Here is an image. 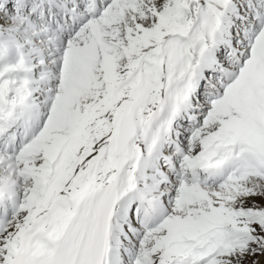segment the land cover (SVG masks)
<instances>
[{
    "label": "bare ground",
    "instance_id": "6f19581e",
    "mask_svg": "<svg viewBox=\"0 0 264 264\" xmlns=\"http://www.w3.org/2000/svg\"><path fill=\"white\" fill-rule=\"evenodd\" d=\"M112 1L109 5L114 3ZM120 1L113 10L123 11L127 5L135 8L132 4L133 1L140 2L138 8H135L137 11L145 5L153 7L151 5L152 0ZM234 1L233 5H230L229 9L227 8L228 14L223 15L219 11L220 13L216 17V21L218 18L219 22L213 32L216 43L211 42L207 36L208 44L203 46L199 53L200 57L202 51H204L203 57H205L207 51L213 52V47L224 40L220 37L221 32L226 31L223 30L224 26L228 27L229 22L230 27L235 25L233 19L238 15L236 14L235 17L231 18L237 11ZM106 10L110 11V8L106 7ZM3 17H5L4 22L6 25L2 26L0 24V39L6 47L10 45L6 50L11 56L20 57L19 59L15 58V61L20 66L18 68L19 75L21 73L23 81H27V83L25 82L24 87L21 83L22 79L19 80L16 76L8 75L10 69L5 74L0 73V124L2 117L13 113L20 102L27 106L28 111L33 114L35 127L39 128L40 133L31 145L22 149L19 144L7 146L9 138L5 137L2 138L4 139L3 147L0 144V207H3L0 208V232L3 231L0 235V264H9L14 256L17 257L25 251L36 256L50 253L51 249L54 248V243L62 237L72 221L79 205L82 202L94 200L104 191L113 193L117 197V204L112 208L107 219L108 233L106 243L102 247L101 257L103 260L101 264H154V260H157L158 264H186L189 258L195 261L198 255L202 254L201 250L193 246L191 240L189 241L185 237L187 233L182 235L180 220L187 223V232L196 235L197 239H199L198 234L201 233L199 225L207 224V220L202 214L184 216L186 214L183 213L184 215L178 216L171 211L172 209L169 210L168 195L166 193L170 194V191L165 189L159 191L157 182L173 191L174 189L170 185L175 181L171 177L166 180L162 179L166 181L164 182L154 174L156 158L160 157L159 152L163 150L165 133L169 129V125L173 123V119L170 117L176 111L180 102V98L175 99L172 97V92L175 93L176 97L180 95L179 90L181 88L178 87V83L184 75L181 74V78L180 75L177 77L172 70L164 71L163 74L157 77L153 73V79H150L148 86L140 90L141 93L137 97L139 99L136 110L138 129L136 137L131 142L132 157L127 160L113 158L111 150L117 119L123 109L122 105L128 101L129 95L127 90L121 87L122 85L119 83L114 84L115 81L111 83V79L117 75L116 72L119 69H121V72L125 69L126 72L137 66L140 58L148 51L149 32L145 31L141 37H135L132 31L130 32L129 27L122 32L117 28H113L112 25L107 27L108 30H101V25L95 20L93 22H95L98 37L95 36L94 40L87 39L86 44H81L86 52L81 57L78 55L81 47L75 44L76 38L69 41V46L68 43L66 45L70 48V51L65 54L63 65H61L62 56H55V48L47 46L43 50H38V47H31L33 52L42 57L41 59L45 57L51 63L61 65L59 72L55 70L52 76L55 77L58 74L57 77L61 79L64 86L67 83H72L78 73L87 74L91 79L96 77L101 82L102 86L100 88H93L90 86L91 83L90 87L84 88L87 94L96 97L86 101V106L83 108L80 106V99H77L75 94L66 89L57 90L54 89V86L48 89L51 93L53 91L55 97V102L52 104L51 97H42L39 91L42 86L37 87L42 79L28 77V72L31 69L24 66L25 56L27 57V55H23L20 51L24 50L22 45H32L34 41H36L35 44L39 42L42 47L45 46L39 37V31L28 23L25 27H21L18 22H14L15 20H7L5 15ZM104 34L106 37H101ZM18 37L20 40L16 41ZM127 63L129 66L126 68L124 65ZM181 68L182 72L188 75V71H184L183 67ZM105 75H108V78H105ZM37 76H39V73ZM247 79L246 82L250 84L248 87L250 90L256 83L261 84L260 82L264 80V72L256 74L253 71ZM173 83L177 84L174 85ZM224 85L227 87V84ZM225 92V96L229 98V91ZM50 105L51 108L49 107L45 112L49 114L48 118L41 122L40 118L44 113L43 110ZM243 114L246 113L243 112ZM255 129L261 141L260 146L254 147L243 139L237 140V138V141L233 143V147L245 154L242 173L244 178L251 176L249 172L253 173V176L256 175V177L262 175L260 173L264 175V124L257 122ZM202 133L203 138H200ZM211 133L207 129H204L203 132H196L192 137L193 141L191 139V142L188 143L190 153L182 162L183 167L188 169L201 168L200 165L207 164L210 160L217 164L225 158L229 148L228 143L223 142H227V140L215 139V133L213 135ZM213 142L214 144L210 145ZM135 144L140 145L142 148L140 152L135 149ZM164 148H167V146H164ZM2 149L5 150L6 155L2 153ZM7 150L9 151L7 152ZM36 159L42 160L38 161ZM15 166L19 169H16ZM159 170L164 172L163 169ZM17 172H22L24 175H19ZM236 180L229 179V182L223 183L225 185L224 189H200V187H207L187 182L178 184L174 188L183 197H187L189 191L195 193L207 202L205 206L209 207L212 202L208 201L210 195L214 193L213 191H217L222 196H229L230 192L241 194L242 190L245 192L244 189H248L247 185L250 182L243 183V185L230 183ZM254 181V185L258 186L257 192H260L261 195L262 185L258 183L259 181ZM260 181L264 185V180ZM152 185H155V187L151 189ZM140 192L143 194H140ZM214 195L216 194L214 193ZM24 196L29 201V207L26 204L28 208L22 204ZM143 196L154 201L153 209H150ZM131 203L135 208L133 214H139L144 224L147 223L146 227L142 226L141 234L147 239L149 236H154V241H159H153V245H151L153 250L142 253L143 250L140 249L141 251L138 253L127 242L131 230H128L125 225L134 221V226L141 224L140 219L136 218L135 220V217L130 218L127 215L130 214L128 213V207ZM192 205L196 209V204ZM228 206L229 215L231 212L237 215L243 212H259L264 210V196L261 195L257 199L245 198L236 204L228 202ZM155 215L165 217L163 226L156 223ZM216 223L221 225L219 221H216ZM241 225L246 229L249 228L245 223L242 224L241 222ZM208 227L212 229L213 226H210L209 223ZM172 239L177 241L171 242L170 246L168 243ZM155 243L159 244L154 246ZM161 243H164L165 246H162ZM179 244L184 247L177 248ZM148 260L153 261L148 263ZM254 264H264V253Z\"/></svg>",
    "mask_w": 264,
    "mask_h": 264
},
{
    "label": "rangeland",
    "instance_id": "374dc122",
    "mask_svg": "<svg viewBox=\"0 0 264 264\" xmlns=\"http://www.w3.org/2000/svg\"><path fill=\"white\" fill-rule=\"evenodd\" d=\"M0 1H3V0H0ZM211 1H213L212 2V8L218 9V12L216 13V17L219 15V13H220L219 11H221V13L223 15L228 14V9H229L228 7L230 5H233V0H231V1L225 0L223 5H220L223 0H211ZM112 2H114L113 3L114 5L110 4L107 7H109L113 12V11H115V10H113V8H116V6H117L116 4L118 2H121V1L120 0H113ZM139 3L140 2L137 3L136 1H133L132 4L135 6V8H138ZM125 4H127V3H125ZM154 4H155V7L158 8L159 10L156 8H154V10H153L152 7H150L148 5H145V7H142L141 10L139 9L138 11L135 8L129 7L130 5L126 6V8L122 12H120V13H122L120 15V17L123 16L122 20H120V23H119V21H114V20L110 19V20L106 21L105 24H100V18L98 20H96L101 25V27H100L101 30H103V29L108 30L109 28H107V27L112 25V26H114L113 28H117V30H120V32H122V31H125L127 29V27H129L130 32L132 31V34L135 37H141L143 34V33L139 34L137 31H134L135 26H136V28H138V27H140V25L143 27V29L150 27V25H152L153 28L150 30V33L153 30V35L155 33V30H157L158 33H160V32L167 33L168 32L167 34L164 35V37L162 38L161 41H159L160 38H158L157 42H155L153 40V35L149 34L150 40L153 41V47H152V50L147 54V52L151 48V44L148 43L149 44L148 51L140 58V61L143 58H145L146 56L147 57L143 60V65L141 68H137V67L135 68L136 69V76L135 77L132 76V74H130V77H122V73H120L117 75L118 77L116 76V78L114 77L111 79V83H113L114 79H116L117 82L115 81L114 84L119 83V84L123 85V86H121L123 88L125 85H129V87H125L128 90V95L130 96L129 101L132 100V97L136 93L138 94V89H140V88L143 89L146 87L148 82L150 83V79L151 78L153 79L154 74L157 77V76L163 74L164 71L172 70L174 72V75L176 73L175 76L178 77V75H180V78H181V74H183L184 75L183 77H185L189 80L188 75H185L182 72L183 70L181 67H183L184 71H187V69L191 66V63H192L191 62V56L199 55V53H200L199 51L202 49L204 42L208 38L211 40V42L216 43L215 42L216 39H214V37H213V32H214L215 28L217 27V24L219 21H218V18L216 21V17H214V15L212 14V8H211L210 4L208 3V0H152L151 5H154ZM110 6H114V7L111 8ZM222 6H223V8H222ZM150 8L152 9L153 12L151 11V14H147L149 12ZM220 9H222V10H220ZM235 11H236V8H235ZM141 12H143L144 14H147V15L143 14V15L139 16V14ZM236 13H237V11L235 12V15L231 16V18L235 17ZM4 15L7 16L2 11L0 13V16H1L0 17V24H2V26L6 25V23L4 22L5 17H3ZM6 18H7V20H11V21L15 20L14 22H18V25L21 24V25H19L21 27L26 26V23H24L21 19H19L16 16H12V17L7 16ZM225 19H226V17L224 18V20ZM175 22L184 23L185 27L187 26L186 30L178 32V33L172 32L171 25H173ZM233 22H235L234 19H233ZM92 23H94V24H92ZM92 23H90V24L95 25V22H92ZM146 24H149V25H146ZM207 25H208V29L206 31L205 28L207 27ZM263 25H264V23H263ZM228 26H230V22H229ZM94 30L95 29L93 27L86 24V26L84 27L83 37H85L87 33L89 34V33L94 32ZM101 32L103 33V31H101ZM207 32H208V34H207ZM221 33H223V32H221ZM204 34L205 35L207 34L208 38L205 39ZM262 34H264V26H262L261 31L257 35L252 46H250V49L248 51V58L245 59V61L243 62V66L240 69H238L237 79L234 80L232 83L227 84V87L224 88L223 96H222L221 100L213 101L210 104V108L208 109V116H207V118H205V122H206L205 125L202 126L200 129H198V131H195L193 133L192 137L196 134V132H203L204 129L211 127L212 122L214 120V116H215L218 118V120L220 122L218 124V126L223 127V128H220V135L224 131L228 132L230 130V133H226L225 136H222V135L219 136L215 133V135H214L215 139L218 138V139L224 140V141L227 140V142H223V143L231 144V142L228 140L229 137H231V139L235 138L234 142L239 140V139H243L246 143H248V144L250 143V145H252L254 147H258L261 145V141H260L259 135L256 132L255 125L257 124V122L264 124V121L262 120V119H264V109H262L261 106L259 105L263 102L262 107L264 108V99L262 98L264 95V89L261 90V92H263V93H259L260 88L264 87V80H262L260 82L261 84L256 83V85L254 87H252L250 90L248 89L250 84H248L246 81H248L247 77H249L253 71L256 74L264 72V35H262ZM90 36H91V39L86 37L85 41L83 40L84 41L83 44L87 43V39L94 40L95 36L98 37L96 32L94 34H91ZM261 36H262V38H261ZM101 37L105 38L106 35L104 34ZM220 37H221V34H220ZM221 39L223 40L222 37H221ZM0 40L2 41V39H0ZM17 40H20V38L19 37L16 38V41ZM173 41H178V42H180V44H182V46L180 47L181 52H180V55L177 56L176 52H177L179 46L176 45L175 48H173L171 50L170 58H169V56H167V53L164 51V47L166 44L173 42ZM35 42L36 41H34V44H35ZM7 48H8V46L7 47L4 46L5 50ZM22 48L25 49L26 46L23 45ZM33 48H37V47L34 46ZM38 50H40V48ZM39 52H42V51H39ZM203 54H204V51H202V54H201L202 59L204 58ZM8 55L11 58H13L14 61H15V58H18V59L20 58L19 56L13 57L9 53H8ZM25 58H28L25 60L24 66L26 68L32 69L31 67L34 66V68H36L38 66L37 65L38 62H36L33 65L34 62H32V60H29L30 59L29 57L25 56ZM181 59H182V64H181ZM34 60H36V59H34ZM40 62H46V61L41 60ZM150 62H151V64H153V66L151 68L152 71H150L148 69ZM125 65L128 66V63ZM257 65H259V67H257ZM16 66H19V65H16ZM143 67L145 68V70H143ZM179 67H180V69H179ZM44 70H42V71H44ZM19 71H21V69H19ZM56 71L59 72V69H57ZM9 72H11V73H9ZM9 72H8V75L10 74L12 76H16L19 80H21L23 78L21 73L19 75V72H18V74L13 73L11 70ZM118 72H121V69H119ZM150 72H151V76L149 77ZM155 72H157V74ZM56 76H58V74ZM38 78L42 79V82H44L46 80L45 82L50 83L49 79H51V76L46 74L44 76H39ZM105 78H108V76L105 75ZM77 79H78V77L76 76L74 81L72 83H67L66 86H64V83H62L61 80L56 81V84H59V82H60V84L57 87L55 86L54 89H57V90L66 89L70 93H73V92H71V86L73 85L74 82H77ZM93 80H96L98 82L95 86H92ZM236 81H238V82H236ZM25 82L27 83V81H25ZM28 82H29V80H28ZM42 82H39V85H37L38 88H40L42 86ZM87 82H88V79H82L80 81V83H81L80 88L81 89L78 88L77 90H75L76 98L80 99V103H81V106L83 108L86 106V101H88L89 99L96 97V96L90 95L88 97H85L81 94V92H83L82 89L84 90V88L90 87V86H92L93 88L94 87L100 88L102 86L101 82L98 81V79L96 77H94V79H91V85L89 84L90 86L87 84ZM244 82H245V84H244ZM173 84L176 85L177 83H173ZM258 85H260V88H256V86H258ZM26 86H27V84H26ZM240 86H242V87H240ZM225 91H229V94H230L229 98L225 96L226 95ZM179 92L181 93V90H179ZM253 94H255L256 96L251 97L250 102H247L246 98L250 97ZM137 97H138V95H137ZM172 97L175 99H179L180 95L178 97H176L175 93L172 92ZM242 99H243L242 103L239 106H237L238 103ZM220 101H223L224 103H221ZM54 102H55V97L53 94L51 96V104ZM127 103H128V101L123 103V105H122L123 109L126 107ZM228 104L234 105L232 107L236 108L237 110L236 111H230V109L227 107ZM49 107L51 108V105L48 106L47 108H45L43 110V112L45 113L49 109ZM256 109H257V111H256ZM243 112L246 114H243ZM45 114H46V118H48L47 116H49V114H47V113H45ZM251 115H252V117H251ZM256 115H257V117H256V119H254V116H256ZM50 118H52V117H50ZM260 118H262V119H260ZM223 120H228V121L230 120V124H228V121H223ZM218 126H215L214 128H211V129H214L215 130L214 132H217ZM224 129H228V130H224ZM211 132H213V131L211 130ZM202 135H203V133L200 134V138H203ZM226 135L229 136L228 139L226 138L227 137ZM236 138H237V140H236ZM192 141H193V139H192ZM213 144H214V142L210 145H213ZM36 160L40 161L42 159H36ZM15 168H16V166H15ZM16 169H19V168H16ZM186 169H188V168H186ZM17 173H19V172H17ZM20 173H19V175H24V173L23 174H22V172H20ZM260 174H262V175H257V177L255 179H252L251 181H249L250 184L247 185L248 189H244L245 192H243V190H242L241 194L230 192L231 194H228L229 196H227V195L222 196L217 191H213L216 195H214V193L212 195H210V197H209L210 200L208 202L211 201L212 206H211V204H209V207L205 206L207 204V202H205L203 199H201L200 197H198L197 195H195V193H193L191 191H189L187 193V195H186L187 197H183L182 194H178L176 192L177 191L176 188L173 187V189L176 191H171L170 188L163 187L162 184L157 182V187H158L159 191H161V189L162 190L165 189L167 191H170V194L169 193H166V194L168 195V199H169L168 206H169V204L171 205L170 210L172 209L171 211L173 213H176L178 216H181V214H183V213L186 214V215L183 214L184 216L192 215V214L193 215H201L202 214L203 217L207 220L206 221L207 224L205 223L206 225L205 224L199 225V228L201 230L200 235L197 233L199 236V239H197L196 235L194 236L193 233L187 232L188 231V230H186L187 223H184L183 221L180 220V224H181L180 229L183 233L182 235H185L187 233L185 235V237L189 241L191 240V242L193 243V246H195L197 249L201 250V253H202V254L198 255V257L195 261L191 260V258H189L187 260L186 264H191L192 262H195V263L199 262L198 261L199 258H203V257H204V261L201 264H254L255 261L264 253V216L261 214H258L254 218H252L251 221L249 222L247 220L248 219L247 216H249L251 213H254V212H248V213L243 212V213H240L238 215L234 212L232 214V212H231L229 215L228 214L229 211H227V209L229 208L228 202H233V204H236V203H240L245 198L257 199V198H260L261 195L264 196L263 195L264 194V185L260 181V180H262V181L264 180V178L262 179V177L264 175H263V173H260ZM159 180L164 181L162 179H159ZM254 180L259 181L258 183L262 185L261 195L259 194L260 192L259 193L257 192L258 186L254 185L255 184ZM164 182H166V181H164ZM230 183L243 185V183H239L238 179L236 181L230 182ZM244 184H247V182H245ZM224 186L225 185L222 183V184H219L218 186H216L214 188L219 189V188H222ZM152 187H155V185H152L151 189H152ZM200 189H208V188H201L200 187ZM24 197L22 200V204H24V206L26 208H28L29 207V201L26 197L25 198ZM168 199H167V201H168ZM235 201H237V202H235ZM202 203L204 204L203 206H202ZM26 204L28 205V207ZM131 204L133 205V203H131ZM131 204H130V206H131ZM192 204H196V209L193 208L194 206ZM184 208L185 209L187 208L189 210L186 209V211H184L185 210ZM173 209H175L176 211ZM237 210H238V208H237ZM178 212H179V214H178ZM259 212L264 214V210L259 211ZM128 213H130V211ZM223 213H224V215H223ZM132 214L133 213H130V215H131V216H129L130 218L133 216V217H135V220H136V218L140 219L141 225L143 227H146L147 223L144 224L143 219L140 217L139 214H135V215H132ZM204 214H206V215H204ZM235 215H236V217H235ZM213 216H215V217H213ZM219 218L221 221L219 220ZM162 221H163V223L160 224V226L164 225V221H165L164 218L162 219ZM216 221L221 222V225L219 223L215 224ZM241 222H242V224L245 223L247 225V227H249L247 229H249L250 234L253 233V235H250L249 233H244L241 230H238V232L236 231L240 227ZM128 223L129 224L127 226L130 227L132 222H128ZM209 223H210V226H213L212 229H210L208 227ZM127 226H126V228H127ZM241 226H243V225H241ZM232 227H233V229H232ZM132 228L134 229V230L132 229V231L136 236H134V234H133L132 235L133 238L131 240L132 243L131 242H128V243L131 245L133 244L134 247H138V249H139V250H136V249H134V250H136V252H138V253H140L141 250H143L142 253L144 251H147V250H153V246H151V245H153L152 243L154 241V239H153L154 236H149L148 239L145 238L144 235H143V237H141L140 236L141 232H140V230L138 231L139 225L136 227L132 226ZM155 228H157V227H155ZM160 228H163V227H160ZM239 229H241V228H239ZM239 234H241L242 238L239 239L237 237H234V236H238ZM245 236L248 237L247 242H244L243 237H245ZM146 240H147V242H146ZM148 241H150V242H148ZM169 241H168L169 242L168 244L171 246V244H172L171 242L177 241V240L172 239ZM154 242H159V241L156 240ZM158 244L159 243H155L154 246H156ZM161 245L165 246L164 243H161ZM179 247L182 248L184 246L179 244V245H177V248H179ZM145 248H146V250H145ZM150 261H153V260H148V263ZM142 262H144V261H142ZM153 262H154V264H158L157 260H154Z\"/></svg>",
    "mask_w": 264,
    "mask_h": 264
},
{
    "label": "water",
    "instance_id": "95a60500",
    "mask_svg": "<svg viewBox=\"0 0 264 264\" xmlns=\"http://www.w3.org/2000/svg\"><path fill=\"white\" fill-rule=\"evenodd\" d=\"M134 107L133 104L129 112H122L115 134V141L117 142L116 149L113 151L114 156L130 157L129 142L136 133V124L134 122ZM118 150V151H117Z\"/></svg>",
    "mask_w": 264,
    "mask_h": 264
}]
</instances>
